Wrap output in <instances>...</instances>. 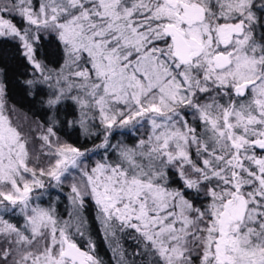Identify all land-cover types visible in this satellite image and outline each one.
Listing matches in <instances>:
<instances>
[{"label": "snow or ice", "instance_id": "6c2138e0", "mask_svg": "<svg viewBox=\"0 0 264 264\" xmlns=\"http://www.w3.org/2000/svg\"><path fill=\"white\" fill-rule=\"evenodd\" d=\"M0 264H264V0H0Z\"/></svg>", "mask_w": 264, "mask_h": 264}, {"label": "trees", "instance_id": "16d2710c", "mask_svg": "<svg viewBox=\"0 0 264 264\" xmlns=\"http://www.w3.org/2000/svg\"><path fill=\"white\" fill-rule=\"evenodd\" d=\"M33 111H35V110H33ZM33 111L29 110L26 102H25L24 106L21 108L22 116L27 115V116L31 117L33 115Z\"/></svg>", "mask_w": 264, "mask_h": 264}]
</instances>
